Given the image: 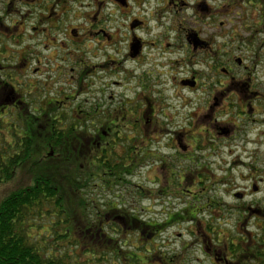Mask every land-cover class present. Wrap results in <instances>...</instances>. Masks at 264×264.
I'll return each instance as SVG.
<instances>
[{
	"label": "clouds",
	"instance_id": "1",
	"mask_svg": "<svg viewBox=\"0 0 264 264\" xmlns=\"http://www.w3.org/2000/svg\"><path fill=\"white\" fill-rule=\"evenodd\" d=\"M19 194L38 264H264V0H0Z\"/></svg>",
	"mask_w": 264,
	"mask_h": 264
},
{
	"label": "trees",
	"instance_id": "2",
	"mask_svg": "<svg viewBox=\"0 0 264 264\" xmlns=\"http://www.w3.org/2000/svg\"><path fill=\"white\" fill-rule=\"evenodd\" d=\"M57 140H63V135H56ZM31 153H28V157ZM39 169V185H44L49 195L54 192V186L51 180L58 175V169L54 166L52 168L43 167L41 161H35L32 165ZM29 198H25L23 194H19L17 197L5 203L2 209H0V240L3 235L9 230L8 218L20 211L22 208L28 206ZM0 256H7L9 264H17L16 257H19L20 261L23 262L26 258H30L32 264H38L35 260L30 248L24 247L20 242H11L9 245H3L0 243Z\"/></svg>",
	"mask_w": 264,
	"mask_h": 264
},
{
	"label": "flooded vegetation",
	"instance_id": "3",
	"mask_svg": "<svg viewBox=\"0 0 264 264\" xmlns=\"http://www.w3.org/2000/svg\"><path fill=\"white\" fill-rule=\"evenodd\" d=\"M37 119H39V118H37ZM57 138V136H55V139ZM60 140H57V142H59Z\"/></svg>",
	"mask_w": 264,
	"mask_h": 264
}]
</instances>
